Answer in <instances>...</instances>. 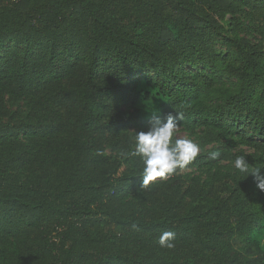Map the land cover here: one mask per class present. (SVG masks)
Wrapping results in <instances>:
<instances>
[{"label":"trees","instance_id":"obj_1","mask_svg":"<svg viewBox=\"0 0 264 264\" xmlns=\"http://www.w3.org/2000/svg\"><path fill=\"white\" fill-rule=\"evenodd\" d=\"M176 112L200 153L142 187ZM240 155L264 173V0H0V264H264Z\"/></svg>","mask_w":264,"mask_h":264},{"label":"clouds","instance_id":"obj_2","mask_svg":"<svg viewBox=\"0 0 264 264\" xmlns=\"http://www.w3.org/2000/svg\"><path fill=\"white\" fill-rule=\"evenodd\" d=\"M182 118L179 112H176L175 116L170 113L164 121L154 118L147 131L136 132L135 148L131 155L139 157L143 164L142 187H147L157 178L166 179L176 168L185 167L200 153L199 144L191 139L173 140L179 127L177 121ZM219 155V151L210 153L213 160ZM234 168L243 174L244 178L251 174L257 189L264 192V173H261V168L250 167L244 155L235 158ZM174 239L175 233L167 231L159 236L157 242L161 247L172 249L175 247Z\"/></svg>","mask_w":264,"mask_h":264},{"label":"rangeland","instance_id":"obj_3","mask_svg":"<svg viewBox=\"0 0 264 264\" xmlns=\"http://www.w3.org/2000/svg\"><path fill=\"white\" fill-rule=\"evenodd\" d=\"M6 106H7L8 111H10L12 115L25 111V109L22 107V103L15 102L9 97H6ZM178 138L191 139L193 142L197 143L193 137L189 136L188 134L180 130H177L174 133L173 140L178 139Z\"/></svg>","mask_w":264,"mask_h":264}]
</instances>
